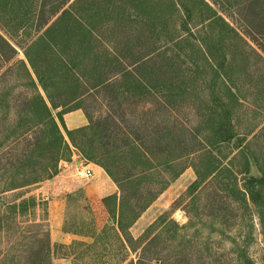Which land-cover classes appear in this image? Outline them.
I'll return each instance as SVG.
<instances>
[{"label": "trees", "instance_id": "obj_1", "mask_svg": "<svg viewBox=\"0 0 264 264\" xmlns=\"http://www.w3.org/2000/svg\"><path fill=\"white\" fill-rule=\"evenodd\" d=\"M235 15L237 25L228 20ZM0 24L12 37L0 32V57L11 61L17 46L26 57L8 68L17 66L21 77L0 94V198L51 179L74 148L118 188L103 197L110 224L101 234L114 231L123 264L186 263L187 253L170 247L190 224L166 211L139 237L131 228L189 167L196 173L186 190L193 206L199 191L216 183L218 223L230 226L227 212L239 211L243 223L255 213L264 237V121L242 125L251 97L257 108L264 104V72L252 71V57L264 62V0H0ZM203 24L198 36L194 28ZM20 31L27 40L13 43ZM186 104L199 111L196 125L154 116ZM141 105L144 116L129 120L127 109L135 114ZM78 109L88 123L66 128V138L54 111L62 122ZM254 140L263 142L259 149ZM23 196L4 202L9 218L41 203ZM253 227L246 220L242 238L232 239L241 264H256L248 255ZM35 244L23 254L27 264H51L48 228ZM22 257L6 259L23 264Z\"/></svg>", "mask_w": 264, "mask_h": 264}, {"label": "rangeland", "instance_id": "obj_2", "mask_svg": "<svg viewBox=\"0 0 264 264\" xmlns=\"http://www.w3.org/2000/svg\"><path fill=\"white\" fill-rule=\"evenodd\" d=\"M238 19V15H235L234 19L232 16L228 17V20L234 22L235 25L238 24L236 23ZM206 26L207 24H203L193 28L198 36H202L205 34L203 28ZM10 27L12 33H16L12 23H10ZM0 32L11 37L1 24ZM25 37V32L20 31L18 36H15V40L13 39V43L27 40ZM262 41L263 45L264 39ZM17 49L18 53L11 61L0 57V77L2 78V75L8 72L7 78L0 82V94L9 90L14 80L21 77L17 66L13 71H8V68L14 65L17 60L26 59L24 51L18 46ZM254 60L257 61V65H253L252 71L256 75L263 73V59L252 57V61ZM23 89V87H18L13 91L9 101L12 112L19 105L15 100L16 95ZM247 102L251 104L247 105L245 114L242 116V125L246 127L263 122L264 104L259 103L257 108L252 97ZM151 109L156 110V106L153 105ZM132 110L127 109V118L138 120L142 115L144 116L146 107L141 105L136 108L135 114L131 113ZM105 111L102 108L95 114H103ZM198 112L197 107L193 108L186 104L179 110H170L169 116L160 112H155L154 116L158 121L162 118H167L169 123L181 120L186 125L192 126L200 122ZM148 114L151 115V113ZM54 115L66 138V128L75 129L88 123L87 117L81 109L62 114V122L57 117V111H54ZM2 136L1 129L0 139ZM262 144L261 140H254L252 147L254 150L259 149ZM72 149L70 160H61L58 173L51 179L1 196L0 218L3 221L0 228V264H10L8 263L9 257L6 259L9 253H19L23 256V264H27L28 261L23 254L30 252L35 246L37 247V244L34 245L35 239H43L47 228L53 248L51 264H123L121 258L125 254V250L121 243L116 241L114 231L108 229L105 234H101L106 225L110 224L103 197L117 193L118 188L107 174L98 170L94 163L82 157L76 149ZM84 167L92 168L94 175L89 178L80 177L78 171ZM253 174H256L255 167ZM195 179L194 169L187 168L141 215L132 226L131 233L135 237H139L152 222L167 211L170 217L180 225L190 224L188 228L181 231V237L170 247L172 252L182 250L187 253L185 264H241L234 252L232 239L242 238L240 236L244 233L247 220L254 225L253 240L248 247V255L256 264H264V237L261 233L258 216L254 213L248 216L243 223L244 219L239 211L237 213L227 212L231 221L230 226H222L218 223L221 220L216 219V183L204 186L199 191L200 199L197 205L193 206L190 203V197L186 196V190ZM239 179L240 184H244L245 180L241 176ZM21 195H24L23 197L36 196L41 203L30 215L20 216L16 219L9 218L4 202H9ZM45 205L47 206V215L44 211ZM234 214H238V216L233 218ZM51 215L53 220L56 215L62 218V226L53 227L56 224L49 221ZM134 257L136 255L131 253L130 258ZM170 263L175 264V260H171Z\"/></svg>", "mask_w": 264, "mask_h": 264}, {"label": "crops", "instance_id": "obj_3", "mask_svg": "<svg viewBox=\"0 0 264 264\" xmlns=\"http://www.w3.org/2000/svg\"><path fill=\"white\" fill-rule=\"evenodd\" d=\"M96 165V164H95ZM97 166V168H98V170H100V171H102V172H104L105 174H106V172L104 171V169L102 168V167H100V166H98V165H96ZM110 178V177H109ZM115 184V183H114ZM49 221L50 222H55V226H53V224H52V226L53 227H58V226H62V223H63V219L62 218H59V216H55V219L53 220V216L51 215L50 216V219H49ZM66 235V234H65Z\"/></svg>", "mask_w": 264, "mask_h": 264}, {"label": "built area", "instance_id": "obj_4", "mask_svg": "<svg viewBox=\"0 0 264 264\" xmlns=\"http://www.w3.org/2000/svg\"><path fill=\"white\" fill-rule=\"evenodd\" d=\"M80 177L89 178L94 175V171L90 167H84L82 170L78 171Z\"/></svg>", "mask_w": 264, "mask_h": 264}, {"label": "water", "instance_id": "obj_5", "mask_svg": "<svg viewBox=\"0 0 264 264\" xmlns=\"http://www.w3.org/2000/svg\"><path fill=\"white\" fill-rule=\"evenodd\" d=\"M250 178H253V176H250Z\"/></svg>", "mask_w": 264, "mask_h": 264}]
</instances>
